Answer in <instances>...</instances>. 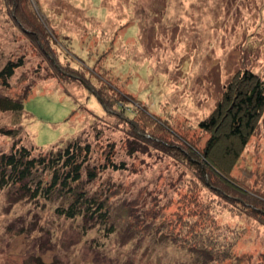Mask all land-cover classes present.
Here are the masks:
<instances>
[{
  "label": "rangeland",
  "instance_id": "374dc122",
  "mask_svg": "<svg viewBox=\"0 0 264 264\" xmlns=\"http://www.w3.org/2000/svg\"><path fill=\"white\" fill-rule=\"evenodd\" d=\"M20 57L0 95L29 90L25 112L0 111V128L46 149L80 135L98 164L111 151L128 167L87 184L108 193L111 233L59 215L63 200L0 189V264H264L250 205L264 201V110L221 173L200 126L234 75L264 81V0H0V70ZM15 141L0 135V152Z\"/></svg>",
  "mask_w": 264,
  "mask_h": 264
},
{
  "label": "trees",
  "instance_id": "16d2710c",
  "mask_svg": "<svg viewBox=\"0 0 264 264\" xmlns=\"http://www.w3.org/2000/svg\"><path fill=\"white\" fill-rule=\"evenodd\" d=\"M23 64V57L9 60L0 70V83L9 88L10 79L16 69ZM56 67L62 68L69 74H75L76 71L71 66H58L57 63ZM86 81L89 83L88 80ZM89 87L93 93L104 99L103 94L98 92L93 83H90ZM28 92L29 90H26L18 97L0 95V111L12 112L19 121L25 112L24 102L29 97ZM263 110L264 81L251 70L234 75L226 85L223 100L219 102L216 111L200 124L211 134L208 142L210 151L222 144L220 146L223 150L222 155L215 154V149L214 154L208 156L211 169L221 173L219 167L223 160L220 157L227 159L225 162L228 165L234 164L239 153L246 146L248 136L254 131ZM223 118L227 119V123L223 125L228 124L224 138L215 133L217 125ZM20 133V129L0 128V135L18 137V141H15L9 150L0 152V189L8 190L12 194L16 193L18 196L15 200H23L24 197L32 200L42 198L63 200V203L56 208L59 215L70 219L78 217L83 219L85 221L83 229L86 230L100 225L105 231L113 232L114 225L111 218L114 214L111 212L108 193L106 194L103 186L94 189L87 184L99 178L100 170L105 171L107 168L114 171L124 170L128 167L127 162L117 161L116 156L108 151L104 162L98 164V161L93 160L91 144L80 140V135L69 138L68 145L64 148L55 149L56 144H53L46 149L35 145L34 141L32 143L34 146L22 144ZM224 176L227 178L225 173ZM221 193L224 194L223 191ZM250 198L252 199L250 205L259 210L264 219V201ZM207 251H210L209 247ZM33 264L65 263L57 259L46 261L35 258Z\"/></svg>",
  "mask_w": 264,
  "mask_h": 264
}]
</instances>
